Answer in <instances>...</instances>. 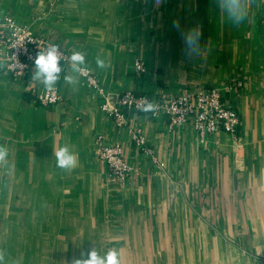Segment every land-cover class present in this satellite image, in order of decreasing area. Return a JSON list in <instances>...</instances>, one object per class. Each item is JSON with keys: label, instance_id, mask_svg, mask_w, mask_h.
<instances>
[{"label": "crops", "instance_id": "obj_1", "mask_svg": "<svg viewBox=\"0 0 264 264\" xmlns=\"http://www.w3.org/2000/svg\"><path fill=\"white\" fill-rule=\"evenodd\" d=\"M229 7V0H0V19L31 26L69 56L56 83L61 102L46 109L30 86L3 72L0 58V145L9 150L0 165V251L9 264H73L93 248L119 250L121 264H264V5L240 0L239 23ZM194 29L199 54L189 56L183 34ZM74 52L106 91L163 98L242 81L225 93L241 144L223 132L200 141L190 127L171 130L163 119L130 113L127 124L154 149L153 163L71 71ZM137 60L144 73L135 72ZM97 134L118 142L135 169L122 186L106 181ZM65 145L78 156L71 171L54 158Z\"/></svg>", "mask_w": 264, "mask_h": 264}, {"label": "built area", "instance_id": "obj_2", "mask_svg": "<svg viewBox=\"0 0 264 264\" xmlns=\"http://www.w3.org/2000/svg\"><path fill=\"white\" fill-rule=\"evenodd\" d=\"M248 1H258L264 5V0ZM50 45L59 46L35 32L31 26L16 23L11 16L0 19V58L3 61V72L11 80L30 86L35 104L45 109L61 102L59 88L55 85L52 90L46 89L43 84H37L32 79V73L33 61L37 53L44 51ZM60 49L63 52L60 66L64 71L69 56L61 47ZM133 68L137 74L145 72V67L139 60L134 61ZM78 74L89 91L99 100L100 110L112 119L117 128L126 126L133 146L150 157L155 164L157 163L154 149L147 145L145 136L139 128L127 124L128 114L144 113L152 120L163 119L171 130L190 127L200 141L223 132L229 135L235 144H241L240 118L236 109L227 105L225 93L234 87H241L242 81L229 83L224 87L196 88L173 97L159 98L147 93L136 94L127 90L106 91L89 69ZM145 100L156 105L153 112L143 111ZM93 147L96 158L107 170L108 183L122 186L131 175L135 174V169L126 162L118 142L106 143L103 137L97 134L93 140Z\"/></svg>", "mask_w": 264, "mask_h": 264}, {"label": "clouds", "instance_id": "obj_3", "mask_svg": "<svg viewBox=\"0 0 264 264\" xmlns=\"http://www.w3.org/2000/svg\"><path fill=\"white\" fill-rule=\"evenodd\" d=\"M230 7L227 10L228 18L233 23H239L244 19L245 13L240 9V0H229ZM201 33L198 30H192L183 34L186 52L189 56L199 54V37ZM63 52L57 45H50L44 51H39L33 61L34 71L32 79L40 81L48 90H52L57 81L61 78L63 72L60 66ZM71 71L73 73H84L87 71L86 58L82 52H74L70 57ZM98 67L105 66L102 59L97 58ZM13 67V66H10ZM63 79L66 83L75 84L76 79L72 75L65 74ZM156 105L145 100L143 111L145 113L153 112ZM56 166L65 171H71L78 166V156L69 145L60 147L58 150L53 149ZM9 150L6 146L0 145V165L7 166ZM0 264H9L3 251H0ZM73 264H121L120 251L110 249L106 254L100 255L96 248L87 253H81L80 258L73 261Z\"/></svg>", "mask_w": 264, "mask_h": 264}]
</instances>
